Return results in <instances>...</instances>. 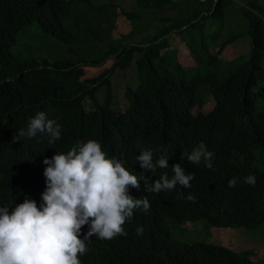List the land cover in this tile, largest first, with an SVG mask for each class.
Instances as JSON below:
<instances>
[{
  "label": "trees",
  "instance_id": "16d2710c",
  "mask_svg": "<svg viewBox=\"0 0 264 264\" xmlns=\"http://www.w3.org/2000/svg\"><path fill=\"white\" fill-rule=\"evenodd\" d=\"M135 7L122 12L131 23L129 32L113 40L110 31L120 7L112 0H0V206L11 210L27 198L39 207L45 189L43 159L95 139L109 158L122 160L138 176L140 187H130L129 195L146 196L150 208L147 213L134 210L123 226L127 235L91 237L81 264H264V251L259 255L253 249L236 252L215 243H184L171 231L172 225L200 221L209 228L246 233L264 224V170L255 152L264 153V111L258 108L259 98L264 99V0H135ZM216 21L223 31L226 25L231 31L214 54L203 42H189L192 51L187 49L186 55L198 59L206 51L212 66L227 68L190 79L176 77L164 66L171 39L177 46L193 42L197 34L206 37ZM32 25L76 60L13 58L10 51L18 35ZM242 37L250 42L248 59L236 57L231 47ZM111 60L112 67L86 78L87 68H101ZM133 65L139 82L136 88L127 87L122 109L111 77ZM177 68H182L178 62ZM101 89L106 95L100 102L96 93ZM210 97L215 104L204 113ZM195 107L200 110L196 115ZM40 111L61 125L60 139L49 143L48 135L38 132L13 141ZM200 142L215 154L211 169L203 161L187 160ZM148 148L154 164L168 156V167L154 172L141 168L136 157ZM175 164L194 173L190 188L146 191L145 185L160 175L171 178ZM249 174L256 177L254 186L244 183ZM233 177L237 184L230 188L227 182ZM87 230L85 225L80 238Z\"/></svg>",
  "mask_w": 264,
  "mask_h": 264
},
{
  "label": "clouds",
  "instance_id": "9594fccd",
  "mask_svg": "<svg viewBox=\"0 0 264 264\" xmlns=\"http://www.w3.org/2000/svg\"><path fill=\"white\" fill-rule=\"evenodd\" d=\"M202 1V0H201ZM205 1V0H204ZM46 133L49 143L60 139L61 125L40 111L30 119L26 130H19L13 141L32 138ZM214 152L203 142L187 155L191 164L213 168ZM168 156H161L153 163L151 148L141 149L136 157L141 168L154 172L157 167L167 168ZM45 189L42 204L25 198L14 208L0 206V264H81L79 257L87 252L86 242L95 236L111 240L127 235L124 224L133 217L134 210L147 213L150 203L146 196L134 198L129 188H139V178L127 170L123 161L109 158L95 139L77 142L66 153L56 152L44 158ZM173 175L162 174L147 192L159 193L177 185L190 188L194 173H186L181 164L172 166ZM244 183L254 186L256 177L249 174ZM228 187H235L237 179L231 178ZM187 199L195 202V197ZM88 230L81 236V229ZM137 234L143 233L137 227Z\"/></svg>",
  "mask_w": 264,
  "mask_h": 264
},
{
  "label": "rangeland",
  "instance_id": "374dc122",
  "mask_svg": "<svg viewBox=\"0 0 264 264\" xmlns=\"http://www.w3.org/2000/svg\"><path fill=\"white\" fill-rule=\"evenodd\" d=\"M112 1L118 4L120 7L118 12L119 15L115 19L114 26L110 31L111 39L117 40L122 35L127 34L130 30L131 23L122 16V12L136 11V7L135 0ZM216 22L217 23L214 25L209 24L206 31V37L197 34L192 40L193 42H191V39H188V42H181L176 46L174 44L175 40L172 38V45L165 54L166 59L164 66L169 68L176 77H186L188 79L199 74L205 75L208 73V71L225 70L227 68V64L217 63L214 64L215 66H212L208 53L206 51L205 53L203 52L204 49H201L203 52L202 55L200 54L199 56H196L198 59L191 57L189 52H187L188 56L186 55L187 49L192 51L188 44L189 42L192 44L196 42L198 45H202L204 43V45L211 49L214 54L219 43H222L221 41L226 40L231 31V28H229L227 25L223 31V24L219 21ZM215 36H218L219 39L216 41V43L213 42ZM236 42H239L242 45H232L231 47L234 49V52H236L237 55L248 59L249 46L247 44H243L245 42H249L248 38L242 37ZM183 44H185V46ZM76 48L77 47L75 46L73 50ZM10 54L13 58L24 62H40L48 60L57 61L61 59L75 61L77 58L75 54H70L65 46L43 35L41 31L36 29L35 25L30 26L24 32L18 35L17 45L11 49ZM226 60L229 61L228 59H225L224 61L226 62ZM177 62L182 66L181 69L177 68ZM112 65L113 61L111 60L101 68H87L86 78L98 76L103 70L112 67ZM138 82L137 68L135 65L127 70L117 69L112 75L111 83L114 92V99L122 109H125L127 106L125 99V91L127 87L130 86L132 88H136L138 86ZM105 95V89H101L96 93V97L100 102L104 101ZM206 101L209 102V104H207L202 109V112L204 113L210 112L215 104L212 97L205 100V102ZM258 108L260 111H264V99L261 97L258 101ZM199 112L200 110L198 107L193 109V113L195 115ZM255 152L259 160L258 166L264 170V153L260 154V149H257ZM236 230L248 231L245 229L209 228L206 222L203 221L192 224L186 223L180 227L174 225L171 226L172 236L174 239L184 243H215L228 247L236 252L253 249L257 251L259 255L262 254L264 251V224L247 233Z\"/></svg>",
  "mask_w": 264,
  "mask_h": 264
},
{
  "label": "crops",
  "instance_id": "0c3cea01",
  "mask_svg": "<svg viewBox=\"0 0 264 264\" xmlns=\"http://www.w3.org/2000/svg\"><path fill=\"white\" fill-rule=\"evenodd\" d=\"M234 44H239V46L242 45V44L239 43V42H234V43L231 44V45H234ZM243 44H247V45L249 46V49H248V50L250 51V42H245V43H243ZM233 51H234V49H233ZM234 54H235L236 57H238V55H237L236 52H234ZM229 60H231V59H229Z\"/></svg>",
  "mask_w": 264,
  "mask_h": 264
},
{
  "label": "built area",
  "instance_id": "2783aa9c",
  "mask_svg": "<svg viewBox=\"0 0 264 264\" xmlns=\"http://www.w3.org/2000/svg\"><path fill=\"white\" fill-rule=\"evenodd\" d=\"M202 1H204V0H202Z\"/></svg>",
  "mask_w": 264,
  "mask_h": 264
}]
</instances>
